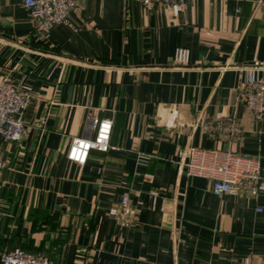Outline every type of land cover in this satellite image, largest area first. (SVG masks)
<instances>
[{
	"label": "crops",
	"instance_id": "obj_1",
	"mask_svg": "<svg viewBox=\"0 0 264 264\" xmlns=\"http://www.w3.org/2000/svg\"><path fill=\"white\" fill-rule=\"evenodd\" d=\"M23 1L0 0V81L33 94L24 137L0 139V256L20 247L53 264L264 261V191L219 195L184 166L192 146L233 150L259 158L264 176V119L237 97L246 66L264 65L260 0L152 10L78 0L47 34ZM179 47L187 66H171ZM94 117L113 121L109 150L70 160ZM204 117L236 122L242 136H220ZM124 195L127 223L114 217Z\"/></svg>",
	"mask_w": 264,
	"mask_h": 264
},
{
	"label": "built area",
	"instance_id": "obj_2",
	"mask_svg": "<svg viewBox=\"0 0 264 264\" xmlns=\"http://www.w3.org/2000/svg\"><path fill=\"white\" fill-rule=\"evenodd\" d=\"M145 9L152 10L157 5L164 7H186L195 0H135ZM24 6L30 12L37 29L49 33L55 26L67 22L71 12L77 7L78 0H24ZM257 10L264 14V1L257 3ZM190 63L188 48L179 47L175 50L171 66H187ZM263 64L246 66L244 84L239 87L237 97L253 113L255 118L264 119V74ZM33 94L14 82L4 79L0 81V139L4 141H20L27 130L26 110ZM94 130L92 137H75L68 151V158L80 164L86 163L90 151H108L111 146L113 121L94 117L89 122ZM203 125L208 129L218 130L220 136L231 127L242 136L243 130L236 122L218 121L212 127L203 118ZM230 130V129H229ZM5 163L0 159V170ZM189 176L205 177L212 181V189L216 194H238L248 190L254 195L264 191V176L261 173L259 158L244 156L233 150L204 149L189 147L184 162ZM155 208L159 197L152 192ZM134 207L128 195H124L114 217L121 223L131 220L130 214ZM4 213L0 207V221ZM2 264H53L52 258L46 253L30 252L20 247L5 250L1 256ZM163 264V263H160ZM240 264H264V261H245Z\"/></svg>",
	"mask_w": 264,
	"mask_h": 264
}]
</instances>
